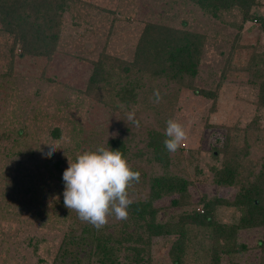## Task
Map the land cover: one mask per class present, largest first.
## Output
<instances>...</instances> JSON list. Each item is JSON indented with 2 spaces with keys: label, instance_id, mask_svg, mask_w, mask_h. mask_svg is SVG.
Returning <instances> with one entry per match:
<instances>
[{
  "label": "rangeland",
  "instance_id": "374dc122",
  "mask_svg": "<svg viewBox=\"0 0 264 264\" xmlns=\"http://www.w3.org/2000/svg\"><path fill=\"white\" fill-rule=\"evenodd\" d=\"M258 2L262 4L264 0ZM254 10L264 14L263 7ZM62 19L58 48L51 59L20 57L19 47L10 54L12 37L0 30V135L3 126L12 130L19 123L27 125L26 136L17 139V146L8 156H4L1 146L9 148L14 136L10 134L9 142L0 139V264H61L59 247L70 227L78 231L80 225L92 228L64 206L62 174L68 160L74 161L77 154L100 146L110 148L108 143L118 138L129 145L126 159L140 173V181L128 188L132 202L146 199L150 179L164 174L190 181L186 211L195 207L202 210L199 205L202 198L232 199L236 192L213 182L211 168L219 167L221 157L213 158L212 149L219 146L223 130L206 125L244 126L251 120L256 87L247 82V72L229 74L214 115L209 114L210 100L191 90L176 93L171 82L157 80L152 84L143 79L138 99L141 93L161 91L166 101L174 103L171 119L178 121L186 132V140L169 153L166 169L148 156L145 148L147 131L157 128L151 114L140 106L120 112L106 101L101 103L99 96L84 91L93 62L102 52L111 59L132 61L146 23L205 34L204 55L194 85L212 89L238 35L241 23L238 10L214 19L186 0H74ZM257 27L256 22L244 25L238 42L245 48L235 52L234 66L244 67L248 61L252 62L250 57L264 53V35ZM133 110L139 126L127 119V113ZM10 121L16 124L11 125ZM54 131L59 134L58 139L53 138ZM49 148L56 151L48 155ZM138 151L147 154L146 160L136 155ZM169 202V198L154 202L161 208L159 221L181 213V208H171ZM237 218L234 208L218 207L215 212V219L221 224L235 222ZM116 221L119 220L114 215L109 216L106 225ZM174 238L153 240L152 264H171L167 250ZM261 238L262 230L253 229L240 233L239 242L253 247ZM194 249L197 253L195 257L189 256L188 263L197 260L206 264L202 251ZM257 256V251H250L235 254L232 259L239 264H254ZM81 259L79 264H98L84 255Z\"/></svg>",
  "mask_w": 264,
  "mask_h": 264
},
{
  "label": "trees",
  "instance_id": "16d2710c",
  "mask_svg": "<svg viewBox=\"0 0 264 264\" xmlns=\"http://www.w3.org/2000/svg\"><path fill=\"white\" fill-rule=\"evenodd\" d=\"M72 1L0 0V30L12 37L10 54L13 55L19 47L20 57L51 59L58 48L63 14ZM186 1L214 19L234 10L240 12L238 35L232 41L218 82L212 89L194 85L199 76L206 35L186 28L146 23L132 61L126 63L111 59L102 52L99 59L93 62L84 92L99 96L101 103L106 101L120 112L140 106L142 111L151 114L157 128L147 131L145 148L148 156L166 169L170 152L163 141L166 139V121L173 116L175 106L164 99L161 91L159 103L154 102V90L141 93L138 99L143 79L152 84L157 80L171 82L176 93L191 90L199 97L210 100L209 114L214 115L218 110L221 88L229 74L247 72V82L256 87L251 120L244 126L206 125L223 130L219 146L212 149L213 158L218 160L221 157L219 167L211 168L213 182L218 187L233 188L236 192L232 199L202 198L199 201L202 210L195 207L186 211L190 181L170 174L152 177L148 196L130 204L126 220L105 225L99 230L93 226L90 229L88 225H80V231L70 227L59 247L61 264H79L82 255L86 259L94 258L98 264H152V242L164 237H175L167 250L171 264H199L197 260L187 261L189 256L195 257L197 251L194 248L202 251L206 264H239L232 257L250 251L258 253L254 264H264V53L250 57L252 62L248 61L244 67L233 65L235 52L245 48L238 41L247 22H256L259 32L264 35V14H257L254 10L264 8V3L260 4L258 0ZM9 124L16 123L10 121ZM26 133L24 122L13 126L12 130L3 126L0 135L3 142H9L10 134L14 136L9 148L8 145L1 146L5 150L4 156H8L17 146V139L24 138ZM53 138H59L57 131L53 132ZM108 145L112 150H120L125 158L129 154V145L120 138ZM136 155L142 159L147 156L141 151ZM131 168L139 172L137 168ZM163 198H169V207L181 208V213L169 220L159 221L161 208L156 207L154 202ZM218 207L236 209L238 218L232 223H219L215 219ZM74 217H78L77 213ZM253 229L262 230V238L255 246L239 242L240 233Z\"/></svg>",
  "mask_w": 264,
  "mask_h": 264
},
{
  "label": "clouds",
  "instance_id": "9594fccd",
  "mask_svg": "<svg viewBox=\"0 0 264 264\" xmlns=\"http://www.w3.org/2000/svg\"><path fill=\"white\" fill-rule=\"evenodd\" d=\"M153 96L155 103L162 99L159 90H154ZM127 119L139 126L134 110L127 113ZM165 136L163 143L169 152H175L187 138L184 127L175 119L166 121ZM55 151L49 148L48 155ZM62 179L64 206L99 230L108 223L109 216L114 215L117 220L128 218L132 203L128 188L139 182L140 173L132 170L120 150L100 146L77 154L74 161L68 160Z\"/></svg>",
  "mask_w": 264,
  "mask_h": 264
}]
</instances>
